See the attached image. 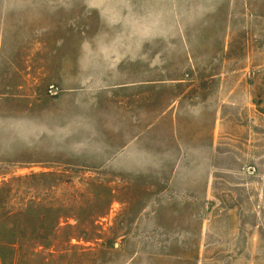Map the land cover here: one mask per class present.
Wrapping results in <instances>:
<instances>
[{"label":"rangeland","instance_id":"374dc122","mask_svg":"<svg viewBox=\"0 0 264 264\" xmlns=\"http://www.w3.org/2000/svg\"><path fill=\"white\" fill-rule=\"evenodd\" d=\"M0 264H264V0H0Z\"/></svg>","mask_w":264,"mask_h":264}]
</instances>
